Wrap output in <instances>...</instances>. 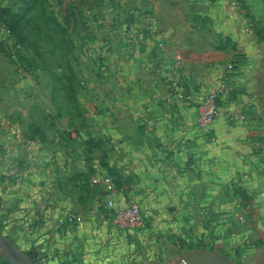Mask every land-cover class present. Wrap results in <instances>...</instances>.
<instances>
[{"label": "crops", "instance_id": "1", "mask_svg": "<svg viewBox=\"0 0 264 264\" xmlns=\"http://www.w3.org/2000/svg\"><path fill=\"white\" fill-rule=\"evenodd\" d=\"M245 2L247 11L237 7L231 14L234 20L227 21L231 25L219 29L223 38L236 41V49L227 50V56L237 59L229 80L233 88L221 98V112H239L243 119L220 116L205 128L199 126L197 96L212 68L183 78L186 101L175 98V90L149 91L161 102L147 101L145 92L137 91L130 105L142 129L148 122L152 125L141 134L152 143L134 146L135 138L121 130L118 150L108 154L111 168H119L110 195L119 202L139 203L142 228L116 227L109 210L99 228V210L82 209L81 190L93 187L94 172L91 165L79 163L83 152L71 148L65 154L57 139L55 144L40 140L19 145L20 135L9 138L11 160L5 172L11 176L7 183L0 181V219L7 216L8 229L30 239L41 264H155L150 255L177 236L230 253L229 260L244 264L234 251L264 243V43L249 22L253 17L264 29V0ZM210 42L204 45L212 48ZM188 46L194 49L195 44ZM212 50L214 55L208 50L200 61L224 54L222 47ZM176 57L188 60L178 53L172 56ZM110 137V142L116 140L112 133ZM2 144L0 137V155ZM40 203L44 210H39ZM69 215L73 221L67 220Z\"/></svg>", "mask_w": 264, "mask_h": 264}, {"label": "rangeland", "instance_id": "2", "mask_svg": "<svg viewBox=\"0 0 264 264\" xmlns=\"http://www.w3.org/2000/svg\"><path fill=\"white\" fill-rule=\"evenodd\" d=\"M237 7L248 9L245 0H0V181L7 183L11 176L5 170L11 160L7 141L13 135L30 139L18 138L19 145L57 139L65 154L80 150L79 163L94 169L93 187L81 190L82 209L99 210L100 228L108 209L105 189L95 178L108 177L113 184L119 168H111L108 154L118 150L121 130L135 138L134 146L152 143L141 139L152 125L142 129L143 123L133 118L130 105L137 91L150 101L156 99L153 92L175 90V98L186 101L182 86L187 74L197 77L207 68L237 63L227 56L236 41L219 31L231 25L227 21L234 20ZM208 40L212 48L204 45ZM221 47L223 55L200 61L206 51L212 56V49ZM176 53L188 60H174ZM122 118L127 119L120 124ZM109 132L115 141L110 142ZM0 223L6 224L0 227L6 245L0 246V264H11L8 254L39 264L27 255L30 239L10 231L7 216ZM196 245L177 236L150 257L155 264H174ZM263 253L264 243L234 251L244 264H254ZM221 255L233 257L225 251Z\"/></svg>", "mask_w": 264, "mask_h": 264}, {"label": "built area", "instance_id": "3", "mask_svg": "<svg viewBox=\"0 0 264 264\" xmlns=\"http://www.w3.org/2000/svg\"><path fill=\"white\" fill-rule=\"evenodd\" d=\"M234 70L232 63H227L221 67H214L211 77L205 82L204 89L197 96V112L198 124L201 128L211 125L217 118L223 116L227 120L243 119V115L239 112L231 110L224 114L221 112L220 100L223 96L229 94L232 85L229 82L230 72ZM95 181L105 185L107 193L106 207L110 211L113 224L126 230L142 228L145 220L139 203L130 200L125 203L116 201L111 197L110 193L114 186L108 177L95 178ZM39 210L45 209V204L38 205ZM67 220L73 221L74 217L69 215Z\"/></svg>", "mask_w": 264, "mask_h": 264}, {"label": "water", "instance_id": "4", "mask_svg": "<svg viewBox=\"0 0 264 264\" xmlns=\"http://www.w3.org/2000/svg\"><path fill=\"white\" fill-rule=\"evenodd\" d=\"M262 84L264 90V67L262 71ZM0 246L5 248V241L0 235ZM13 252L16 253L14 247H10ZM11 264H32L30 260L20 254L18 258H13L8 254ZM174 264H240L231 260L226 259L220 253L205 247H196L187 251L182 252L179 255V260ZM254 264H264V253Z\"/></svg>", "mask_w": 264, "mask_h": 264}, {"label": "trees", "instance_id": "5", "mask_svg": "<svg viewBox=\"0 0 264 264\" xmlns=\"http://www.w3.org/2000/svg\"><path fill=\"white\" fill-rule=\"evenodd\" d=\"M247 15H249V14H247ZM251 22L253 24V30H254L255 34L257 35L259 40L264 43V29H262V28H260V26H258V23L255 22L253 17H251ZM197 246H199V245H197ZM26 252L32 261H39V264L42 263L40 261V259L38 258L39 252L37 251V248L33 243L28 244Z\"/></svg>", "mask_w": 264, "mask_h": 264}]
</instances>
